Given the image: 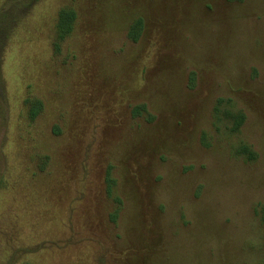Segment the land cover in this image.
<instances>
[{
    "label": "rangeland",
    "instance_id": "374dc122",
    "mask_svg": "<svg viewBox=\"0 0 264 264\" xmlns=\"http://www.w3.org/2000/svg\"><path fill=\"white\" fill-rule=\"evenodd\" d=\"M0 0V264H264V0Z\"/></svg>",
    "mask_w": 264,
    "mask_h": 264
},
{
    "label": "trees",
    "instance_id": "16d2710c",
    "mask_svg": "<svg viewBox=\"0 0 264 264\" xmlns=\"http://www.w3.org/2000/svg\"><path fill=\"white\" fill-rule=\"evenodd\" d=\"M10 4L15 6H20V8L27 6L28 1L27 0H10Z\"/></svg>",
    "mask_w": 264,
    "mask_h": 264
}]
</instances>
